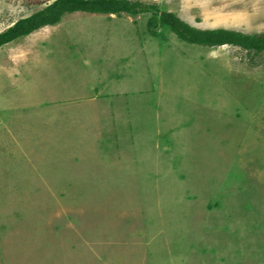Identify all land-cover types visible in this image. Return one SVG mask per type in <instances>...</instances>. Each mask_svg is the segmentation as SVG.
<instances>
[{"label":"rangeland","instance_id":"1","mask_svg":"<svg viewBox=\"0 0 264 264\" xmlns=\"http://www.w3.org/2000/svg\"><path fill=\"white\" fill-rule=\"evenodd\" d=\"M53 0H0V32ZM264 33V0H142ZM78 11L0 47V264H264V52Z\"/></svg>","mask_w":264,"mask_h":264},{"label":"trees","instance_id":"2","mask_svg":"<svg viewBox=\"0 0 264 264\" xmlns=\"http://www.w3.org/2000/svg\"><path fill=\"white\" fill-rule=\"evenodd\" d=\"M86 11L92 13L116 14L127 13L138 16L150 13L148 25L150 31L158 35L162 29L173 32L188 43L204 46L232 44L255 54L264 52V33L247 34L226 28L199 29L172 11L161 9L158 4L142 0H53L44 8L29 16L16 20L11 26L0 32V47L21 37H25L45 26L59 24L68 13Z\"/></svg>","mask_w":264,"mask_h":264}]
</instances>
